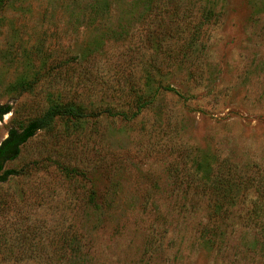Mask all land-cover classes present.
<instances>
[{
    "label": "rangeland",
    "instance_id": "rangeland-1",
    "mask_svg": "<svg viewBox=\"0 0 264 264\" xmlns=\"http://www.w3.org/2000/svg\"><path fill=\"white\" fill-rule=\"evenodd\" d=\"M52 102L0 264H264V0H0V143Z\"/></svg>",
    "mask_w": 264,
    "mask_h": 264
},
{
    "label": "trees",
    "instance_id": "trees-1",
    "mask_svg": "<svg viewBox=\"0 0 264 264\" xmlns=\"http://www.w3.org/2000/svg\"><path fill=\"white\" fill-rule=\"evenodd\" d=\"M165 91L175 95L178 94L171 88H165ZM10 112V107L0 105V121ZM101 114L114 116L113 112L109 111V109H103L98 112H86L84 108L72 103L60 104L52 102L40 117L29 121L20 130L10 129L7 133V137L0 143V184L5 183L10 177L15 175V172L6 171L5 165L18 159L21 148L32 139L37 132L51 127L58 119L82 120L97 117Z\"/></svg>",
    "mask_w": 264,
    "mask_h": 264
}]
</instances>
